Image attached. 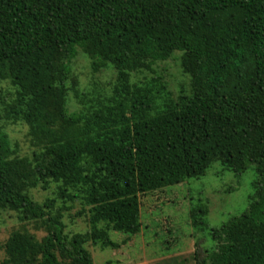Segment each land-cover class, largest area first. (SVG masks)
Masks as SVG:
<instances>
[{
	"label": "trees",
	"instance_id": "16d2710c",
	"mask_svg": "<svg viewBox=\"0 0 264 264\" xmlns=\"http://www.w3.org/2000/svg\"><path fill=\"white\" fill-rule=\"evenodd\" d=\"M78 49L94 71H117L107 114L67 108ZM175 53L188 94L160 106L155 81L130 85L132 72H153ZM0 80L17 88L13 111L39 149L12 158L0 126V213L45 232L12 233L4 264H94L87 242L113 249L106 230L139 233V195L201 177L215 162L237 175L254 166L255 195L212 231L215 249L193 259L264 264V0H0ZM48 179L87 187L89 232L69 238L61 211L32 200L29 190ZM204 213L193 212L195 226Z\"/></svg>",
	"mask_w": 264,
	"mask_h": 264
},
{
	"label": "rangeland",
	"instance_id": "374dc122",
	"mask_svg": "<svg viewBox=\"0 0 264 264\" xmlns=\"http://www.w3.org/2000/svg\"><path fill=\"white\" fill-rule=\"evenodd\" d=\"M180 53L166 62L155 64L153 72L138 70L130 74L131 86H143L152 81L157 94V105L166 98L177 99L190 91L189 78L180 67ZM91 59L80 49L70 63V78L66 84V103L70 113L93 116L119 98L115 93L117 71L107 68L94 71ZM17 88L9 80H0V126L8 136L15 154L12 158L32 159L39 153L32 144L30 127L17 119L13 106L17 105ZM106 113V111H105ZM107 114V113H106ZM258 175L251 166L241 174H234L219 162L213 163L198 178L138 196L140 231L135 235L106 230L116 248L103 249L91 242L85 248L94 264H197L193 259L197 249L210 253L215 249L211 233L232 217L245 212L255 195ZM38 204L50 201L52 209L61 211L64 233L70 238L90 231L91 207L86 205L87 187L70 181L48 179L29 190ZM202 210L200 221L194 225L193 212ZM18 212L0 213V264L6 256L3 247L14 232H28L37 240L45 236L39 223L21 220ZM102 227L101 225L99 226Z\"/></svg>",
	"mask_w": 264,
	"mask_h": 264
}]
</instances>
